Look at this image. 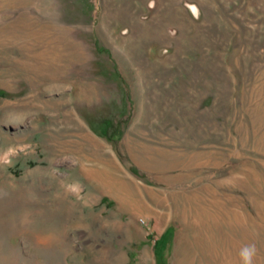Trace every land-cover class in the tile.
<instances>
[{
    "label": "rangeland",
    "instance_id": "1",
    "mask_svg": "<svg viewBox=\"0 0 264 264\" xmlns=\"http://www.w3.org/2000/svg\"><path fill=\"white\" fill-rule=\"evenodd\" d=\"M245 247L264 264V0H0V264Z\"/></svg>",
    "mask_w": 264,
    "mask_h": 264
},
{
    "label": "clouds",
    "instance_id": "2",
    "mask_svg": "<svg viewBox=\"0 0 264 264\" xmlns=\"http://www.w3.org/2000/svg\"><path fill=\"white\" fill-rule=\"evenodd\" d=\"M255 249L252 247H245L241 255L243 257V264H252V258L254 255Z\"/></svg>",
    "mask_w": 264,
    "mask_h": 264
},
{
    "label": "bare ground",
    "instance_id": "3",
    "mask_svg": "<svg viewBox=\"0 0 264 264\" xmlns=\"http://www.w3.org/2000/svg\"><path fill=\"white\" fill-rule=\"evenodd\" d=\"M19 187V186H18ZM213 205V204H212ZM234 216V215H233ZM217 217V216H216ZM31 218V217H30ZM238 219V217H236ZM197 220V219H196ZM199 220V219H198ZM244 220V219H243ZM201 221V220H199ZM247 222V221H246ZM245 223V222H244ZM44 236V235H43ZM45 237V236H44ZM40 238L42 239V235H40ZM49 238V237H48ZM45 239V238H44ZM49 240V239H48ZM52 240V239H51ZM255 262V261H254ZM262 262V261H261Z\"/></svg>",
    "mask_w": 264,
    "mask_h": 264
}]
</instances>
